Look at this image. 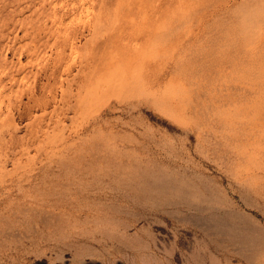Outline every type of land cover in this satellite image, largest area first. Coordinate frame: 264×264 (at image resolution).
Wrapping results in <instances>:
<instances>
[{
	"label": "rangeland",
	"instance_id": "rangeland-1",
	"mask_svg": "<svg viewBox=\"0 0 264 264\" xmlns=\"http://www.w3.org/2000/svg\"><path fill=\"white\" fill-rule=\"evenodd\" d=\"M262 38L264 0H0V264H264Z\"/></svg>",
	"mask_w": 264,
	"mask_h": 264
},
{
	"label": "bare ground",
	"instance_id": "bare-ground-1",
	"mask_svg": "<svg viewBox=\"0 0 264 264\" xmlns=\"http://www.w3.org/2000/svg\"><path fill=\"white\" fill-rule=\"evenodd\" d=\"M8 7V6H7ZM9 9V8H8ZM10 14V13H9ZM256 19V18H255ZM254 19V20H255ZM258 23V22H257ZM16 25V24H15ZM19 26V25H18ZM26 27V26H25ZM16 28V27H15ZM7 30V29H5ZM8 32V31H7ZM11 33V32H10ZM8 38V37H7ZM16 40V39H15ZM3 41V40H2ZM257 42V41H254ZM251 42V43H254ZM262 44L264 45V38H262ZM7 43V42H5ZM11 47V46H10ZM36 47V46H35ZM245 47L237 51L235 60H234V69H235V90L236 92V98H235V115L238 119V129L237 132H243L246 135L247 141L250 142L251 136L258 135V132L261 131L260 122L257 125H253V118L252 113L259 112L260 118L263 119V113L261 112V108H263V102L260 99L261 93L264 92V69H263V62H264V46H262L261 50L254 55V57H245ZM7 48V47H6ZM31 49V48H30ZM38 49V47H37ZM29 50V49H28ZM21 51V50H20ZM40 51V50H39ZM6 52V50H5ZM33 53V52H32ZM19 54V53H18ZM25 54V53H24ZM15 55V54H14ZM27 55V54H26ZM29 55V54H28ZM31 55V54H30ZM25 57V56H24ZM39 58V57H38ZM19 59V58H18ZM30 60V59H29ZM35 60V59H34ZM3 61V59H1ZM19 61V60H18ZM21 61V60H20ZM32 62V61H31ZM35 62V61H34ZM4 63V61H3ZM9 63V62H7ZM11 64V63H10ZM37 64V63H36ZM12 65V64H11ZM15 65V64H14ZM18 66V65H17ZM23 66V65H22ZM37 66V65H36ZM6 67V66H5ZM19 67V66H18ZM28 67V66H27ZM20 68V67H19ZM38 68V67H36ZM11 69V68H10ZM40 70V69H39ZM22 71V70H21ZM16 72V71H15ZM39 73V72H38ZM15 74V73H14ZM12 71L5 72L3 74V77L0 78V81L2 82L4 78L14 79L15 75ZM17 74V73H16ZM41 74V73H40ZM39 74V75H40ZM27 76V75H26ZM41 77V76H40ZM21 78V77H20ZM39 78V77H38ZM40 79V78H39ZM8 81V80H7ZM6 81V82H7ZM23 81V80H22ZM25 81V80H24ZM34 81V80H33ZM12 82V81H11ZM37 83V80H36ZM40 83V82H39ZM6 84V83H5ZM33 85V84H32ZM5 86V85H4ZM17 86V85H16ZM38 87V85H36ZM35 86V87H36ZM36 87V88H37ZM41 88V87H40ZM10 89V87H9ZM34 94V93H33ZM20 96V95H19ZM33 96V95H32ZM264 96V95H263ZM9 98V97H8ZM32 99V98H31ZM37 99V98H36ZM39 99V98H38ZM30 100V99H29ZM33 100V99H32ZM35 100V99H34ZM33 100V102H34ZM244 102H243V101ZM52 101V100H50ZM40 102V100H39ZM18 103V102H17ZM24 103V102H23ZM37 103V102H36ZM53 103V102H52ZM8 105V104H7ZM28 105V104H27ZM35 105V104H34ZM49 105V104H48ZM51 105V104H50ZM262 105V106H261ZM37 106V105H36ZM261 106V108H260ZM4 107V106H3ZM17 107V106H16ZM19 107V106H18ZM25 107V106H24ZM31 107V106H30ZM33 109V108H32ZM261 109V110H260ZM5 110V109H4ZM9 110V108H8ZM23 110V107H22ZM29 110V109H28ZM242 110V111H241ZM6 111V110H5ZM14 111V110H13ZM21 111V110H20ZM37 111V110H36ZM35 112V111H34ZM20 113V112H19ZM30 114V112H28ZM5 114V113H4ZM17 114V113H16ZM23 114V113H22ZM20 113V115H22ZM25 116V115H24ZM30 116V115H29ZM26 115V118L29 117ZM32 116V115H31ZM242 116L244 117L245 121L242 123ZM18 117V116H17ZM22 117V116H21ZM24 119V118H22ZM264 123V122H263ZM243 125V126H242ZM245 137V136H244ZM240 139L237 140V144H239ZM248 142V143H249ZM248 143L244 142L246 146H248ZM241 144H243L241 142ZM242 149V148H241ZM251 153L249 151L244 150L243 152L239 149H237L235 154V170H252V164H251ZM157 177V176H156ZM157 183V182H156ZM179 199V198H178ZM177 199V200H178ZM176 200V199H175ZM186 201V200H184ZM183 201V202H184ZM202 201V200H201ZM174 202V201H173ZM178 202V201H177ZM176 202V203H177ZM204 202V201H203ZM180 203V202H179ZM187 203V202H186ZM187 209H197L203 211L205 210L203 204L201 202H194V203H187L186 205ZM207 206V204H206ZM205 206V207H206ZM209 207V206H208ZM214 212V211H212ZM212 214V213H211ZM209 215V214H206ZM205 216V215H204ZM202 217V216H201ZM210 217V216H209ZM212 217V216H211ZM215 217V216H214ZM217 218V217H216ZM200 219V218H199ZM212 220V219H211ZM240 233V232H239ZM238 233V234H239ZM233 234V233H232ZM242 234V233H241ZM244 234V233H243ZM242 234V235H243ZM234 238V237H233ZM247 238V237H246ZM250 238V237H249ZM248 238V239H249ZM256 238V237H255ZM236 240V239H234ZM253 240V239H252ZM260 240V239H259ZM246 241V240H244ZM258 241V240H257ZM261 241V240H260ZM239 242V241H238ZM264 242V241H263ZM250 243V242H248ZM247 243V245H249ZM252 243V242H251ZM259 243V242H258ZM233 244V243H232ZM257 244V243H256ZM261 244V242H260ZM244 245V244H242ZM251 245V244H250ZM253 245V244H252ZM263 245V244H262ZM258 247V245H257ZM261 247V245L259 246ZM243 248V247H242ZM239 248L240 250L244 251L245 248ZM254 248V247H253ZM250 248H248L249 250ZM255 249V248H254ZM256 251V250H255ZM263 252V250H262ZM242 253V252H241ZM261 253V252H260ZM259 253V254H260ZM251 254V253H250ZM258 254V253H257ZM255 254V255H257ZM262 254V253H261ZM254 257L253 255H251ZM249 255H246V258L250 261L255 260L252 259V257ZM258 256V255H257ZM261 260V259H260ZM259 260V262H260ZM264 261V260H263ZM258 262V261H257ZM261 263V262H260ZM264 263V262H263Z\"/></svg>",
	"mask_w": 264,
	"mask_h": 264
}]
</instances>
